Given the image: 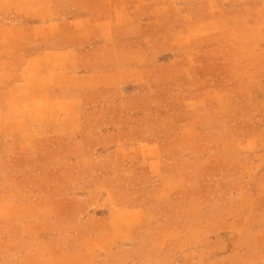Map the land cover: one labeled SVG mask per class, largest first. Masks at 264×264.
Here are the masks:
<instances>
[{
	"label": "crops",
	"instance_id": "0c3cea01",
	"mask_svg": "<svg viewBox=\"0 0 264 264\" xmlns=\"http://www.w3.org/2000/svg\"><path fill=\"white\" fill-rule=\"evenodd\" d=\"M30 1L33 6L22 8L17 0L15 39L0 38V63L7 67L14 63L0 85V191L6 188L2 176L8 159L15 158L20 163L22 158L35 157L28 156L29 149L23 147L22 136L15 129L19 127L17 115L14 120L5 112L13 106L21 109L24 104L33 109L34 95L39 96V109L64 111L60 122L51 120L45 126L57 125L69 132L79 127L83 95L90 92L97 96L96 109H115L119 119L140 118L147 132L144 138L135 139L121 136L119 131L124 130L118 128L119 124L113 125L115 129L107 135L97 137L102 145L89 149L85 138L79 137L60 155L38 162L33 167L32 183L15 189L31 195L33 192L32 216L17 213L10 218L0 214V260L9 249L17 251L24 246V239L58 243L73 237L100 244L93 251L92 264H135V256L153 254L139 247V240L144 236L148 217L177 208L173 193L182 189L186 171L176 161L172 166L165 161L171 163L173 159L168 146L184 143L190 144L191 161L215 166L222 163L228 176L238 174L244 197L233 206H238V213L226 215L225 220L249 225L242 238L264 239V111L259 108V99L264 97V56L255 50L247 59L251 64L248 78L254 79L248 85L231 84L225 77L207 87V110L221 111L226 123L222 138L214 139L215 126L205 124L199 128L196 115L169 127L164 105L151 85L152 81L167 79L164 55L169 44L167 34L164 39L162 32L183 33L189 19L201 22L202 8L194 6L176 16L169 8L152 12L146 7L157 0H74L68 12L57 13L43 2ZM212 1L206 9L201 6L207 13V22L223 21L227 29L240 34V45L264 48V0ZM174 21L179 22L171 27ZM5 30L1 23V34ZM124 32L132 34L124 39ZM149 32H160V37L148 41L145 38ZM124 52L139 57L121 67L132 71V76L117 85L102 81L104 76H113L115 68L103 69L99 64L105 63L107 56L114 62L113 56ZM147 55L155 57L153 64L139 66L148 61ZM136 70L138 76L134 77ZM12 93L13 100L7 98ZM211 138L215 143L207 145ZM200 237L194 233L191 242L171 246L174 252L166 249L164 253H173L175 258L162 264H207L199 257L196 242ZM79 253L87 256L88 250L81 249ZM259 256L253 264H264V246Z\"/></svg>",
	"mask_w": 264,
	"mask_h": 264
},
{
	"label": "rangeland",
	"instance_id": "374dc122",
	"mask_svg": "<svg viewBox=\"0 0 264 264\" xmlns=\"http://www.w3.org/2000/svg\"><path fill=\"white\" fill-rule=\"evenodd\" d=\"M37 1L43 2L45 7L55 9L57 13L68 12L74 3V0H35L34 3ZM169 1H151L149 7H146L152 12H158L161 7L169 8L171 14L175 15L177 12L179 14L183 11H191L195 6L202 8L199 15L201 22L195 23L191 18L187 21V29L183 33L162 32V38L167 34L169 44L167 53L164 55V58L167 57V62L164 63L167 79L152 81L151 85L155 89V94L161 98L169 127L171 124L196 115L201 123L199 128L205 124L215 126L213 128L215 133L212 134L213 137L215 136L214 139L222 138L226 124L223 113L219 110V113L207 110V105H205L207 97L204 92L207 87L225 80V77H228L226 79L235 85H248L253 82L254 79L248 78L251 64L247 62V59L255 53V50L264 56V48L240 45V34L227 29L223 21L216 19L211 23L207 22L208 20L205 19L207 13L201 6L206 9L208 2L211 3L212 0ZM19 2V6L22 8L33 6L30 0H19ZM176 5L177 7H175ZM16 6L17 0H0V11L8 12L0 14V24L2 23L6 28L3 34L0 31V38L15 39L16 17L14 10ZM202 20L204 21L202 22ZM178 22L174 21L171 27ZM124 33L126 34L123 35L124 39L129 38L130 35L127 34H132V32ZM155 37L159 38L160 32H149L145 39L151 41ZM124 53L117 55V51V54L113 56L115 57L114 62L111 61L112 57L107 56L105 63L99 64L103 69L110 66L115 68V74L111 77L104 76L102 81L110 85H117L122 81L126 83L128 77L132 76V71L121 67L127 66L139 57ZM154 58V56H148V61L140 63L139 66L147 67L153 64L152 59ZM136 65L138 64L136 63ZM11 66L14 67V63L9 67L7 64L0 63V85L5 81L4 78L8 74L6 73L7 69ZM2 71L6 74H2ZM11 71L14 72V69ZM137 74L136 70L133 76L137 77ZM8 97L13 100L14 93ZM96 97V94L90 92L83 95L80 126L73 127L71 132L65 131L64 127L57 125L53 127L44 125L51 120L56 123L60 122L59 117L62 118L64 111L39 109L42 105L38 104L39 96L36 95L33 96V99L36 100L33 109L30 108V104H24L21 109L17 110L13 106L5 112L8 117L12 115V119L19 120V127L15 129L19 130V135L22 136L23 147L29 149L28 156L33 154L35 157L34 159L22 158L20 163H17L15 158H10L4 163L3 168L6 173L2 177L6 188L0 191V214H8L10 218H15L17 213L23 214L26 218L31 217L33 192L31 195L30 192H17L15 189L19 186L26 187L32 183L33 167L37 166L38 162L46 161L45 158L51 155H60L69 149L79 137L85 138L87 148H95L97 144H103V141L98 140L97 137L103 136V134L107 135L106 132L115 129L118 124V128L124 130L119 131L121 136L130 135L135 139L146 136L147 131L140 118L119 119L115 109H96L94 107ZM116 99L117 95L115 94L112 104L114 108ZM217 99L219 102L222 101ZM259 108L264 111V97L259 99ZM51 117L53 118L50 119ZM20 124L22 125L20 126ZM113 125H115L114 128ZM162 129L164 130V128ZM214 139L212 142H207V145L215 143ZM106 143L108 144V142ZM177 147H167L168 153L173 156V159L171 163L168 162L169 160L165 161L167 166L176 163L186 171L182 189L173 193V200L178 202L177 208H174V212L167 211L165 214L147 218L146 228L143 231L145 233L139 240V247L148 248L154 253L151 255L139 254V256H135L133 263L162 264L167 260L172 262L175 255L164 253L166 249L174 252L175 249H171V246L176 248L181 246L178 244L181 241L191 242L194 233L201 236L197 242L195 239V242L199 249V257L204 259L207 264L255 263L260 258L259 252L264 246V239L242 238L243 232L245 233L249 229V225L225 220L226 215L238 213V206L237 208L233 206H236L244 197V192H241L238 186L240 183L238 174L237 176H228L229 174L225 171L227 167L222 163L215 166V164H207L203 161H191L189 143L180 144ZM15 172H17L16 175ZM34 194L37 196L36 192ZM231 206L232 209L229 210ZM11 224L9 222L7 225ZM23 244L24 246L17 251L9 249L8 252H5L7 254L3 255L0 264H85L83 259L86 260V264H92L93 251L97 246H100V244H96V240L90 239L85 242V240L74 237L61 239L58 243H52L49 240L24 239ZM7 246L10 248V245ZM85 248L88 250L87 256L85 254L80 256L79 251L85 250ZM225 250H228V253H223ZM69 251L71 252L69 253Z\"/></svg>",
	"mask_w": 264,
	"mask_h": 264
}]
</instances>
